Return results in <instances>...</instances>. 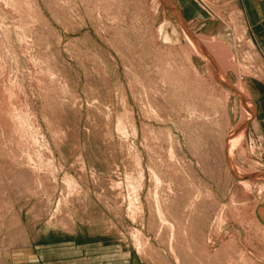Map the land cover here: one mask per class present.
I'll return each mask as SVG.
<instances>
[{"label":"rangeland","instance_id":"374dc122","mask_svg":"<svg viewBox=\"0 0 264 264\" xmlns=\"http://www.w3.org/2000/svg\"><path fill=\"white\" fill-rule=\"evenodd\" d=\"M264 0H0V264H264Z\"/></svg>","mask_w":264,"mask_h":264},{"label":"crops","instance_id":"0c3cea01","mask_svg":"<svg viewBox=\"0 0 264 264\" xmlns=\"http://www.w3.org/2000/svg\"><path fill=\"white\" fill-rule=\"evenodd\" d=\"M264 113V112H263Z\"/></svg>","mask_w":264,"mask_h":264}]
</instances>
